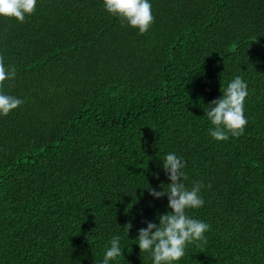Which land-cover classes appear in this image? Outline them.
<instances>
[{
    "label": "trees",
    "instance_id": "obj_1",
    "mask_svg": "<svg viewBox=\"0 0 264 264\" xmlns=\"http://www.w3.org/2000/svg\"><path fill=\"white\" fill-rule=\"evenodd\" d=\"M0 264H264V0H0Z\"/></svg>",
    "mask_w": 264,
    "mask_h": 264
}]
</instances>
